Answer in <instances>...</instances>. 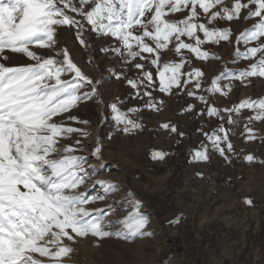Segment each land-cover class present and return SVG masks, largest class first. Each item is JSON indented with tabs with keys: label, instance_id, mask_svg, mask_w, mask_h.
Wrapping results in <instances>:
<instances>
[{
	"label": "snow or ice",
	"instance_id": "6c2138e0",
	"mask_svg": "<svg viewBox=\"0 0 264 264\" xmlns=\"http://www.w3.org/2000/svg\"><path fill=\"white\" fill-rule=\"evenodd\" d=\"M241 21L250 26L235 34L228 25ZM63 27L75 29L85 48L89 31L114 39L117 46L106 50L118 55L125 67L138 70L132 78L125 73L116 78L125 79L136 90V98L147 97L145 107L159 110L153 96L156 76L160 93L171 95L173 88L183 89L199 100L205 106L199 115L220 121L211 132L199 131L225 161L230 162L226 153L234 152L229 139L232 128L225 126L238 124L233 114L242 109L254 113L244 126L249 140L256 138L251 123L264 122V98L248 97L221 110L209 96L197 94L201 90L223 92L225 78L244 84L251 77H264V0H0V264H65L76 238L115 236L133 241L154 235L148 230V218L140 212L142 202L130 191L127 198L135 210L116 221L107 219L112 205L107 213L89 207L121 189L111 180L97 179V165L83 154L90 147L83 140L92 133L66 123L90 124L71 112L99 95L100 82L85 74L66 48L55 49L58 29ZM222 42H235L234 57L250 63L239 71L225 66L211 86L203 88L204 72L191 66L185 70L189 65L185 53L199 60H221L204 46ZM34 48L52 49L54 54L41 56ZM164 52L178 59L162 63ZM9 54H22L31 62L10 65ZM227 88L231 90L230 83ZM188 110L194 107L189 105ZM111 111L118 131L127 135L143 127L115 102ZM160 127L184 136L175 124ZM73 134L79 138L72 144L62 143ZM208 151L204 144L193 150L192 162L207 161ZM101 152L98 139L91 158L99 161ZM165 155L152 153L153 159L163 160ZM244 159L251 163L256 157L248 154ZM97 187L100 191L93 195ZM179 222V218L169 221Z\"/></svg>",
	"mask_w": 264,
	"mask_h": 264
},
{
	"label": "rangeland",
	"instance_id": "374dc122",
	"mask_svg": "<svg viewBox=\"0 0 264 264\" xmlns=\"http://www.w3.org/2000/svg\"><path fill=\"white\" fill-rule=\"evenodd\" d=\"M221 25L225 26L226 22H221ZM228 26L238 34L249 27L250 22H232ZM86 39L89 44L87 48L78 42L75 29H58L59 42L55 49H63L64 43L71 58L84 73L93 81L100 82L97 85L99 95L81 103L71 112V115L81 121H90V124L66 123L92 133L83 140L85 145H90L83 154L90 157V164L97 165V179L111 180L121 189L109 199L89 207L102 208L107 213L108 205H112L107 219L116 221L135 210L127 198L130 191L142 202L140 212L148 218V230L154 235L133 241L115 236L99 240L90 235L76 238L71 245L74 251L65 258V264H264V163H261L264 161V122L251 123L256 138L249 140L244 126L247 118L254 113L242 109L238 115L233 114L238 124L225 126L232 128L229 139L234 152L226 153L230 162L225 161L199 131L203 128L211 132L220 123L216 117L199 115L205 108L199 100L187 96L183 89L177 91L173 88L171 95L160 93L159 78L156 76L157 89L153 90V96L159 110L145 107L148 98H136V90L125 79L116 78L120 73L132 78L138 70L125 67L118 55L106 50L117 46L115 40L91 31ZM236 47L235 42L204 46L210 54L222 57L221 60H199L185 53L189 61L185 70L189 66L200 68L204 72L202 87L208 88L211 80L225 66L232 71L248 67L249 61L234 57ZM33 50L40 51L41 56L45 57L54 54L52 49ZM9 55L10 65L31 62L22 54ZM177 59L172 52H164L161 56L162 63ZM151 71L155 73V67ZM221 83L225 86L223 92L208 94L201 90L197 94L209 96L213 105L221 110L230 109L248 97L264 98V77H251L244 84L225 78ZM229 83L230 91L227 88ZM188 88L191 90V85ZM114 102L128 113L130 119L143 127L127 135L118 131L111 111ZM189 105L194 110H188ZM132 108L137 111L128 112ZM163 123L177 125L184 136L162 129L160 125ZM77 138L73 134L72 139L62 143L72 144ZM98 139L102 145L99 161L91 158ZM202 144L209 147V159L192 162L193 150L200 149ZM154 151L165 153L164 159H153ZM248 154H252L256 160L247 162L244 157ZM197 173H202V176ZM238 174H242V178H237ZM80 190L84 191V188ZM98 191L100 189L97 187L92 194ZM246 199H250L252 204L245 203ZM176 218L180 219L178 224L169 223ZM224 231L228 234L230 231H242V242L251 244L250 251L241 259H236L235 239L233 236H223ZM195 234H201L204 241L191 249L189 246ZM225 240V254L218 251L221 263L208 259L209 252L219 247L222 249ZM221 258H225L226 262H222Z\"/></svg>",
	"mask_w": 264,
	"mask_h": 264
},
{
	"label": "crops",
	"instance_id": "0c3cea01",
	"mask_svg": "<svg viewBox=\"0 0 264 264\" xmlns=\"http://www.w3.org/2000/svg\"><path fill=\"white\" fill-rule=\"evenodd\" d=\"M62 48L63 49L65 48L64 43L62 44ZM38 54L41 55V52L38 51ZM10 60H11V57H10ZM223 236H225V237H232L233 236L234 237L235 243H236L235 249H236V253H237L236 259H241L243 257V255H246V253L248 251H250L251 244L250 243H247V242L246 243L245 242H242V239H243V233H242V231H234V232H231L230 231L229 234L227 233V231H224ZM225 242H226V240L224 241V244L222 243L223 245H221L222 246V249H220V247H219L217 249H213V252L210 251L209 253H211V254L208 257V259H210V260L214 259V261H216L217 263H221V260H219L218 255H220L219 252H221L223 255L225 254L223 252V251H226L227 250L226 249L227 248V245L225 244ZM238 255H239V257H238ZM222 262L225 263L226 262V259L225 258L222 259ZM229 262H231V261H229Z\"/></svg>",
	"mask_w": 264,
	"mask_h": 264
},
{
	"label": "built area",
	"instance_id": "2783aa9c",
	"mask_svg": "<svg viewBox=\"0 0 264 264\" xmlns=\"http://www.w3.org/2000/svg\"><path fill=\"white\" fill-rule=\"evenodd\" d=\"M204 241V238L201 234H195L194 239L190 243V248H194L197 246V244L202 243Z\"/></svg>",
	"mask_w": 264,
	"mask_h": 264
}]
</instances>
